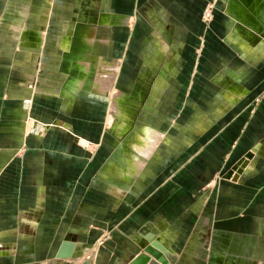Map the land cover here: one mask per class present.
<instances>
[{"label":"crops","instance_id":"crops-1","mask_svg":"<svg viewBox=\"0 0 264 264\" xmlns=\"http://www.w3.org/2000/svg\"><path fill=\"white\" fill-rule=\"evenodd\" d=\"M233 1L224 0L223 11H217L212 28L216 35L206 33L202 40L197 38L201 26L189 16L183 26L172 27L175 31L172 30L171 38H160L154 43L147 40L145 45L146 58L157 49L160 52L166 49L167 56L172 53L176 63H173L176 66L172 83L179 73L183 75L177 69L179 65L188 74L191 70V81H194H189L188 91L192 95L194 89L200 96L199 101L193 99L195 94L186 99L189 113L193 114L187 119L186 135L164 137L159 130L162 133L158 142L165 139V145H172V152L176 139L184 146L193 145L195 154V139H201L203 165H199L198 159L182 169L179 164L162 165L167 157L158 151L157 141L147 154L134 153L128 143L126 154H120L121 139L109 132L113 99L110 101L107 95L115 88L116 69L120 66L117 47L123 30L118 28L116 33L115 27L126 9H132L127 6L131 1L121 3L125 12L118 9L112 14L102 12L88 22L90 26L82 28L93 42L91 50L86 51L89 58L86 63L95 76L90 81H82V86L74 91L68 87L69 73L63 68L65 52L61 41L74 33L78 18L74 23L63 21L58 34L52 36L50 6L46 3L43 18L30 14L26 27L18 20L0 24V264H39L32 262L36 259L37 242L47 248L53 240L52 234L57 233L62 235L59 249L66 250L63 255L82 251L84 248L76 241L80 235L95 233V239L103 232L96 226L100 218L108 225L113 221L115 228L121 222V215L128 221L134 196L138 198L145 191L150 192L151 185L160 187L153 199L154 205H162V209L173 215L186 205L193 219L204 217L216 193L219 197L214 212L218 206L220 211L224 210L227 206L226 202L222 203L227 193L224 186L237 188V195L251 205L252 238H244L243 224L233 236L228 230L227 216L218 217L215 233L219 240L210 243L207 264H245L240 253L252 254L254 264H264V258L259 256L260 250L264 255V0H255V26L243 21L238 13L230 12ZM11 3L15 6L13 9L20 7L21 11L28 7L30 0ZM241 4L245 9L250 7L249 3ZM193 8L189 7L190 14L197 16ZM83 9L86 7L82 5L79 12ZM102 14H108L106 23L100 19ZM107 25L114 33L105 37L106 30L101 26ZM25 30L36 34L29 45L23 42ZM236 31L244 36L248 48L232 46V34ZM196 47L202 51L193 56L189 50ZM163 57L157 75L163 67ZM99 68L103 69L102 79L98 78ZM83 141L91 146V154ZM248 153L253 158L245 160L231 179L215 178L212 182L211 178L202 181L196 177L198 168L213 169L211 155L217 160L216 168L226 172ZM135 154L140 159L130 165L129 159H135ZM90 212L97 213L96 219ZM153 220L139 221L140 227L134 234L128 222L126 237L118 236L116 241L129 245H151L157 241L166 251L174 250L167 242L168 236H173L170 223L166 219ZM148 223L151 225L146 230ZM203 226L202 220L196 224V238L197 234L202 236L215 229V226ZM184 248L189 264H195L193 259L201 245L193 240Z\"/></svg>","mask_w":264,"mask_h":264},{"label":"rangeland","instance_id":"rangeland-1","mask_svg":"<svg viewBox=\"0 0 264 264\" xmlns=\"http://www.w3.org/2000/svg\"><path fill=\"white\" fill-rule=\"evenodd\" d=\"M129 1H131V4L127 6L132 9H128L126 6L127 9L126 13H124L125 16L121 17L120 24L115 27L117 28L115 29L116 33L119 32L118 28L123 29L122 32H120V46L117 47V54L120 56L118 59L120 66L116 69L117 78L115 88L109 93V95H107V99L112 101L114 94L120 91L126 93L131 92V85L134 83V81H138L141 84V82L144 80L140 79L141 73L143 74V72H150L147 74V79L144 82V84L147 86H145L146 89L144 90V94H142V103L137 112V116L130 128H128L126 131L123 139L127 138L126 141L133 142L145 128L156 130L160 132V134L163 132L164 137L177 135L180 133H185L186 135L188 130L187 119L192 118L193 116V114L189 113L191 110L187 105L186 99L193 97V94H195L194 96L196 97L193 99L197 101L200 100V96L197 95L198 92L194 93L193 89L191 95V92L188 91L190 82L193 83L194 81H191V70L190 74H188L187 69H182L179 65L177 69L178 71L181 70L183 75L180 76L179 73L178 76H175V80H173L172 83L171 81L174 75L167 72L162 67L161 71L164 72V74L170 76H168L165 83H163V85L158 90H155L157 91L155 94L158 95L156 100L155 97L153 96V98L152 94L149 92V88L155 84L157 74L155 71L150 69V62H147V60L150 58L146 59L145 45H147V40H150L154 43V41H158L160 38H171L172 30L175 31V29H172V27L176 28L183 26L184 22L186 23V21H189V16H191L193 20L195 18V23L198 24L199 27L201 26V30H197L199 32H197V38L202 40L206 33L216 35L215 31L212 30L213 23L217 17V11L222 8L221 4L225 3L224 0H30L28 7L23 8L21 11L20 7L14 9L12 8L14 6V4L11 3L12 0H0V24L10 21L16 22L18 20L23 27H26L29 25L30 14L35 13L37 18H43L41 15L47 12V10L43 9L47 3V5L50 6L49 22H51V25L49 33L54 36V34H58V31L60 30L59 26L63 21L66 20L68 23H74L77 21L79 10L81 9L82 5L86 7L88 12H92L96 19L102 12L112 14L113 11L116 12V9H118L120 12H125L124 9L120 7L123 5L121 3H128ZM189 7H194L196 9L197 16L190 14ZM128 12L130 13L127 14ZM94 23H97L96 20ZM109 28L111 27H108V25L101 26V29L106 30L107 34L105 37H107L108 33H110V35L114 33V31L113 33L111 32L113 28L110 30ZM123 39H125V41ZM170 41L171 40H168L167 42L169 46L172 45ZM204 41L206 42V38ZM14 44L16 46L18 45L15 42ZM200 47L189 50L190 54L193 56L200 55L199 51H202V47ZM171 49H173L172 46ZM174 49L176 50L177 48ZM171 57L172 53H170L169 56H167V53L164 54L163 63L165 65L167 61L171 60L173 69L175 68L176 65L174 64L176 63L175 59ZM180 59L178 61L179 64L181 63ZM153 65H156V63L153 62ZM177 82L178 85L176 84ZM136 88H139V86ZM142 88L143 87H140V90L143 92ZM200 92L203 94L202 91ZM149 95L150 101L146 103ZM259 101L260 99L256 100V103H259ZM112 117L109 115V119L112 120L109 132L114 136L113 132L111 131L116 124V119L113 114ZM114 137L117 139L116 136ZM175 140L173 144V152L172 148H170L172 145H165V139L162 140L163 142L159 141L157 143L158 151L163 152L165 154L164 157H167V159H164V164L162 165H170L171 163L174 165L179 164L178 167L182 169L183 167H188V164L191 162L198 161V159L200 160L199 165H203L202 160L204 155L202 154V151L204 147H202L200 141L201 139L199 137L195 139V143L197 145V151L195 154L193 152V145L190 147L189 145L184 146L181 142ZM86 142L87 141H83V143L86 145V149H88L91 154V146H88L89 144L87 143V145ZM118 146H120V143ZM200 148L201 150L199 151L198 149ZM119 153L122 154L121 152ZM249 155L251 156L249 157ZM209 158L212 160L213 169L202 170V168H198L196 171V177L202 181L206 178H211L213 182L215 178L217 180L231 179V177L237 173L238 167L242 165L245 160L252 159L253 155L252 153H248L240 162H238L236 165H233L234 167H231V169L228 171L226 170V172L216 168L217 160L214 156L211 155ZM110 163L111 162H109V165ZM111 164L114 165V163ZM231 170H233L232 174L227 177V174ZM186 174L187 172L184 175ZM193 176L195 177V175ZM218 182L219 181H217V183ZM234 182L236 184L238 183L237 180H234ZM224 188H226L227 193L224 191L226 196L223 197L222 203L226 202V208H223L224 210L220 211L218 206L217 212H214V208L217 207L216 204L218 203L219 197V194L216 193L215 197H213V199H216L211 201V206H209L210 208L207 211L205 210L204 217L202 216L199 219H193L190 217L188 207H186V205L185 209L181 210L180 212H176L174 215L173 212H166V210L162 209V205H154L153 199L158 196L156 193L160 187L157 185H151L148 188L150 192L147 193L145 191L144 193L140 194L138 198L134 196V199L131 201L132 216L128 218V221L124 219L126 221V225L122 215L121 219H119L121 222L116 228L113 226L114 223L112 224L113 221H110V225H108L106 220L100 218L99 225L96 226H98L100 229H103V232L99 233L95 239H93V237L96 236L95 233L80 235L76 241L78 240L81 243L80 246L84 249L80 252H77V254L76 252L73 254L71 251H69L67 254L63 255L61 252L62 249H59V242L62 238V235L59 233L52 234L51 238L53 240L52 242L48 243L47 248H44L43 244H38L37 242V248L35 249L36 259L32 262H38L39 264H127L126 257H129L131 254H137V251L141 247L140 244L129 245L128 243L124 244L123 242L116 241L118 240V236L126 237L128 227L125 226H127L128 222H130L131 230L134 234V232H137L140 227L139 221L147 223L149 221H154L153 219L157 221L166 219L170 223V232L172 233L173 231V236H171V238L168 236L167 242H170L175 247L172 251H165L169 262L171 264H189L188 253L184 247L187 243L195 240L201 245V248L197 250L193 260L195 261V264H207L210 255L209 245L210 243L214 244L216 240H219V238L216 236L217 234L215 233V231L218 229V227H216L218 226L216 222L218 217L221 216L223 218L224 216H227L229 219L227 223L229 228L228 230L229 232H233V236L236 232L235 230L241 228V225L243 224V231H245L243 235L244 238H248L249 240L252 238V235L250 234L252 225L251 218L249 217V213L251 211L250 203H247L246 198H242L240 195H237L235 192V189L237 188H233L229 185L224 186ZM224 188L223 186L221 187L222 190ZM202 190L204 189L202 188L199 192ZM245 190L246 189H244V193ZM210 210L211 212L209 213ZM90 214L93 219H96L97 213L90 212ZM210 214L211 216H209ZM117 215L120 216V211H117ZM156 216L157 218H153ZM240 217H244V219L241 220ZM201 220L204 225L203 227L215 226V229L213 228L212 233L208 232L202 234V236H200L201 234H197L198 237L196 238L195 226ZM150 225L151 224L148 223L145 229L148 230ZM247 231H249V233H246ZM71 237L72 236H69V238ZM234 240H236L235 237ZM176 243H179V245H177L178 248H176ZM230 252L233 253L232 251ZM240 255L242 256L241 258L245 264H254V260H252V254L240 253ZM259 256L260 259L264 258L262 250H260ZM63 257L68 260H62Z\"/></svg>","mask_w":264,"mask_h":264},{"label":"bare ground","instance_id":"bare-ground-1","mask_svg":"<svg viewBox=\"0 0 264 264\" xmlns=\"http://www.w3.org/2000/svg\"><path fill=\"white\" fill-rule=\"evenodd\" d=\"M241 3H245V4L249 3L250 7L245 9ZM255 7H256L255 0H234L232 3H230V8H231L230 12H232L233 14L238 13L243 21H245L249 25L255 26L256 25L255 23L257 22L255 15V11H256ZM241 8H243V10H241ZM94 17L95 16L92 14V12H88L86 9L81 10V12H79V15L77 17L79 23L77 25L76 30L74 31V33H71L70 36L63 38L61 41V47L64 48V52H65V60L63 63V68L69 73L70 84L68 85V87L72 89V91H74L75 88L80 87L82 81H90V78L93 77V75L95 76L93 72H90L91 69L89 68V65H87L86 63L87 62L86 59H89L86 56L88 54L86 53V51L91 50V48L93 47V42L91 41L89 36H86L87 33L82 31L83 27H87L91 25L88 22H92L94 20ZM100 19L102 22L106 23V20L108 19V14H102L100 16ZM35 37L36 34L25 30V33L23 35L24 44L29 45L31 43V39ZM231 43L232 46L235 47L236 49L240 48L243 50L245 48H248V45L246 44L247 43L246 39L238 31L232 34ZM165 50H163V52H160L159 49H157L154 52V54L150 53L149 56L150 59L147 60V62H150L151 65L150 69L152 71L157 72V67H159V64L161 62V56H163L166 53ZM152 61L156 63V65H153ZM102 68H99L98 78L101 77L100 79L103 78ZM163 69L171 74H174L171 60L167 61L165 65L163 64ZM149 72L150 71H148L147 73L143 72V74L141 73L140 79H144V80L141 82V84L138 81H134V83L131 85L132 87L131 92L126 93L120 91L114 94L113 96L112 114L116 119V124L112 128L111 132H113V134L117 137L118 140L121 139L118 150L122 154H126V148H128L126 147L127 143L129 146H131L130 147L131 149H134V153H137L138 155L139 153L147 154L146 152L148 151V149H152L154 147V144L158 142V139L160 138L161 135L160 132L156 130L145 128L142 131V133L135 138L136 140H134L133 142L126 141L127 138L123 139V136L126 134V131L128 130V128H130L131 124L133 123V121L137 116V112L142 103V98H143L142 94H144V90L146 89L145 86H147L144 84V82L146 81L147 74H149ZM160 73H158L157 75L155 84L151 88H149V92L152 94V97L153 96L155 97L156 100L158 98L157 97L158 95L155 94L157 92L155 90H158L163 85V83H165L168 76H170L164 74V72L162 71ZM137 86H139V88H136ZM140 87H143L142 88L143 92L140 90ZM233 92H235V90ZM148 101H150V95L146 103ZM138 159H140V156H136L135 154V159H129L130 165H135V163L138 162L136 161ZM110 165L112 164L110 163ZM61 252L66 253V250L63 248Z\"/></svg>","mask_w":264,"mask_h":264},{"label":"water","instance_id":"water-1","mask_svg":"<svg viewBox=\"0 0 264 264\" xmlns=\"http://www.w3.org/2000/svg\"><path fill=\"white\" fill-rule=\"evenodd\" d=\"M251 155H249L250 157ZM236 169V168H235ZM233 170L229 171L227 177L232 174ZM165 249L157 241L151 245L141 244L137 254H131L126 257L127 264H171L166 258Z\"/></svg>","mask_w":264,"mask_h":264}]
</instances>
